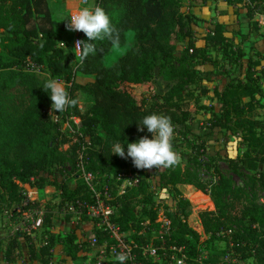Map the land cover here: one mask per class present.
<instances>
[{
    "label": "trees",
    "instance_id": "obj_1",
    "mask_svg": "<svg viewBox=\"0 0 264 264\" xmlns=\"http://www.w3.org/2000/svg\"><path fill=\"white\" fill-rule=\"evenodd\" d=\"M190 1L203 0H96L116 29L119 46L113 47L107 38L97 40L96 52L81 64L70 45L64 48L58 43L62 42L58 33L68 31L67 22L50 14L46 0H0V201L10 206L20 202L21 184L34 179L32 185L38 188L56 185L59 206L77 200L92 203V192L81 177L73 176V188L65 181L44 177L61 174L67 164L74 168L83 154L86 169L97 175V189L102 192L106 186L108 202L117 205L112 220L122 232L130 231L128 237L137 244L149 242L159 230L149 174L134 167L127 155L111 154V149L119 141L126 154L128 143L144 136L151 139L147 128L138 131L139 123L149 114L165 115L174 126L173 151L179 150L186 162L184 169L177 165L156 171L158 185L169 188L174 201L165 210L171 238L185 246L190 258L201 253L200 245L206 242L199 264H220L226 251H232L234 258L229 264L249 258L253 264H264V118L259 116V109L264 108V51L259 48L264 32L254 18L256 12L264 14V0H226L237 6L238 28L233 36L226 34L220 22L208 23L190 10L181 11ZM193 24L207 29L202 46L196 44ZM78 40L91 43L80 31ZM183 41L186 45L177 53ZM204 64L216 70L212 75L223 73L224 81L212 87L218 106L209 109L210 117L198 127L204 134H194L190 121L205 108L198 99L209 90L202 84L209 79L207 72L197 67ZM155 77H162L163 87L155 89ZM50 78L65 84L70 98L77 100L75 107L59 113L52 110L50 91L43 90ZM144 87L154 93L137 98L136 91ZM81 100L90 103L84 111L79 108ZM71 117L80 118L79 128ZM65 122L72 125L71 133L61 130ZM218 135L234 137L243 147L240 155L228 159L241 186L220 171L216 155L208 156L207 162L200 160L208 137L218 140ZM190 165L205 166L211 180L201 181ZM120 172H136L139 177L138 185L123 195H118L115 180ZM181 184L193 185L213 204L212 210L198 213L203 241L187 223L192 205L178 188ZM51 222L52 215L46 214L41 235L47 236V244L40 247L25 235L9 236L4 260L13 262L26 250L30 260L50 264V250L58 243L71 259L80 251H90L87 241L77 240L74 233L52 232ZM94 229L99 241L107 237ZM219 240L225 242L226 250L213 245ZM106 264L117 261L110 256Z\"/></svg>",
    "mask_w": 264,
    "mask_h": 264
},
{
    "label": "rangeland",
    "instance_id": "obj_2",
    "mask_svg": "<svg viewBox=\"0 0 264 264\" xmlns=\"http://www.w3.org/2000/svg\"><path fill=\"white\" fill-rule=\"evenodd\" d=\"M219 2L221 3L225 2V5H227L225 0H213L211 3H209L210 6L209 10L213 11L216 10L217 8L221 10L219 8ZM196 3L193 4L190 1V3L184 5L181 8V11L186 12L190 5L199 7V9L201 10L204 6L207 5V2L202 3V1ZM229 5H230L229 14L221 15L220 19L227 31L226 34L228 36H233V31H235L238 28V23L234 15V10L237 8V6H233L231 4ZM212 11L208 12L206 18H201V19H203L208 23L215 22L216 18L212 16ZM259 22L262 25L261 31L264 32V27H263L264 21H259ZM192 29L194 30L195 33L196 43L198 45H203V36L207 32V29L203 27L202 24H197V25L193 24ZM238 39L239 38L237 36L234 37V41L237 42ZM185 45L186 43L184 41L179 43L177 46V53H180L182 49L185 47ZM259 48L261 51H264V44H259ZM197 67L207 72L206 77L209 79H204L202 81V84L205 85L209 90L206 94L199 96L198 99L199 104L205 105V108L199 109L197 113H194L190 123L194 125V129L192 130V133L204 134L203 133L204 131L202 129H198V127L201 126L202 123H204V121L208 119V117H210L211 114L209 112V109H211L212 107L217 108L218 106L217 103L214 102V99L212 97V87L215 85H219V83L220 82L222 83L224 80H223V73L221 72L212 75V71L214 72L216 70H212V66L209 64L199 65ZM219 70L221 71L220 68ZM212 77L214 80H212ZM161 78L155 77V82H154L155 89L157 87L158 88L163 87V80H161ZM61 83L65 87V84L63 82ZM198 92H199V88L195 89L194 94L196 95L198 94ZM153 93L154 91L146 87L140 88L136 91L137 98L144 96L145 94L152 96ZM89 104L90 103L88 101L81 100L79 102V108L81 109V111H84L89 106ZM191 105H193L192 102ZM259 116L264 118V108L259 109ZM70 127H72V125H70L69 122H65L61 127V130L63 131L64 134L71 133L69 130ZM99 134L103 135L102 131L99 130ZM67 148L68 146H63L64 150H67ZM242 151H243V147L238 143L237 139L234 137L225 139L222 138L220 135H218V140H215L212 139V136H209L208 140L205 143L204 154L200 155V160L207 162L208 156L216 155L217 157L216 163L220 171L226 176L231 177L235 184L241 186L243 185L242 180L231 172V170L228 167V159L230 157H236L240 155ZM174 152H176L179 155V150ZM185 166H186V162L181 159L179 167L181 169H184ZM175 167H177V165ZM190 167L192 169L195 168L194 172L197 174L198 178L201 181H205L206 183H208L211 180L212 178L211 172L207 170L205 166L196 167L195 165H190ZM162 169L164 168H157V169L153 168V169H144V170L149 174L148 180L150 183V189L152 191L153 200H154L153 207L157 208L158 210L165 211L174 206V201L172 199V194L169 188H162L157 183L156 171ZM44 177H48L51 181H53V179L57 181H65L69 188H73L75 186V181L73 180V176L69 170L68 164L66 165L64 171L61 174L56 176L44 174ZM34 181H35L34 179H30L29 183L21 184V194H26V197L27 196L30 197V200L33 201V203L30 206V210L32 213H37L43 216H45L46 214H51L52 215L51 225L53 224L54 221L57 224H61V228L59 229V233H58L61 236H65L74 230H78L79 237L81 239H87L94 235L95 225L91 220L84 219L82 217L77 218L71 216H63L59 213V204L61 203V199H60V191L56 188V185H47L43 188H38L37 186L32 185ZM188 185L191 186V189H189ZM178 188L180 189L183 197L186 198L192 205V212L187 218V223L192 229H194L197 233H199V235L201 236V241H203L205 236L198 217V213L199 211L202 210H212L214 208L213 204L208 195H205L203 192L198 191L191 184H181L178 185ZM26 209H27L26 207L23 209L21 208L19 214L12 213L13 209L11 208V206L7 204V202L4 200L0 201V261L1 258L4 259L3 254L8 237L13 235L17 231H20V220L22 214L26 212ZM6 210H8V212H6ZM70 221H72V224H67ZM54 227L56 226L54 225ZM125 233L128 235L131 232L127 231ZM37 236H39L38 233ZM41 239L43 238L37 237V241H38L37 243H39ZM106 243H107L106 238L101 237L99 241L100 246L98 248L89 249L90 255L87 256V258L90 264L96 263L99 256L98 249L100 247H103V245ZM213 245L218 249L226 250V245L223 240L215 241ZM207 247L208 245L206 244V242H203L200 245V249L203 253H205ZM23 252L24 250L21 252L20 256H22ZM25 252L27 253L26 250ZM52 259L53 262L56 264H64L63 261H65L63 258L55 254H54V258ZM240 264H253V261L251 258H249L240 261Z\"/></svg>",
    "mask_w": 264,
    "mask_h": 264
},
{
    "label": "built area",
    "instance_id": "obj_3",
    "mask_svg": "<svg viewBox=\"0 0 264 264\" xmlns=\"http://www.w3.org/2000/svg\"><path fill=\"white\" fill-rule=\"evenodd\" d=\"M85 1V0H83ZM254 18L259 21H264V14L255 13ZM76 127H80V118L71 117ZM72 131V130H71ZM72 176L81 177L89 190L92 192V203H85L82 201L66 202L59 206V213L63 216H71L81 218L82 216L88 217L96 228L104 231L107 234V243L98 249L99 256L95 264H106L108 257L115 259L118 253H129V259L125 264H199L204 258V253H198L194 258H190L184 245L178 244L175 239L171 238V221L165 215V211L158 210V216L156 222L159 223V230L153 233L151 240L145 244H137L128 237L125 232L120 230L117 223L112 220V216L115 214L117 205L111 204L108 188L103 187V191L97 189L98 179L97 175L92 171L86 169V160L83 158V154H80L76 160L74 168L69 167ZM115 180L117 182L118 195H123L127 190L134 188L139 183V177L136 172H120L116 175ZM30 197H26L23 194V198L20 202L14 203L11 208L12 213L19 214L20 209L27 208L26 212L22 214L20 220V231L14 234L25 235L30 243L35 247H40L47 244V236L41 235L43 232L44 216L32 213L30 206L33 201ZM8 212V210H6ZM229 231H227L228 233ZM37 233L39 236H37ZM37 237L43 238L37 243ZM87 241L90 248H98L99 239L93 235L87 239H81ZM233 243H230L232 246ZM53 252V250H50ZM232 251H226V255L220 264H229L232 260ZM54 263L53 259L50 264ZM0 264H5L2 260ZM86 264H90L87 261ZM118 264V262H117Z\"/></svg>",
    "mask_w": 264,
    "mask_h": 264
},
{
    "label": "clouds",
    "instance_id": "obj_4",
    "mask_svg": "<svg viewBox=\"0 0 264 264\" xmlns=\"http://www.w3.org/2000/svg\"><path fill=\"white\" fill-rule=\"evenodd\" d=\"M67 20L65 28L68 31H80L85 34L91 43L78 40L75 43V52L79 56V61H83L91 54L96 52L97 40L107 38L113 47L119 46V36L116 29L111 25L110 18L105 10L99 5L86 6L71 13L70 17L63 18ZM43 39V37H41ZM65 48L63 42H58ZM41 43L40 47H43ZM43 90L50 91L51 108L59 113L67 110L68 107H75L77 100L70 98L64 85L55 78L46 80L43 84ZM138 131L147 128L152 133V138L141 137L138 141L127 144V153L124 146L117 141L111 149V154L121 158L125 155L131 158V161L137 169L170 168L179 165L181 157L173 151L171 140L173 138L174 126L170 117L158 114H149L142 118L139 123ZM129 259V253H118L115 260L118 264H125Z\"/></svg>",
    "mask_w": 264,
    "mask_h": 264
},
{
    "label": "crops",
    "instance_id": "obj_5",
    "mask_svg": "<svg viewBox=\"0 0 264 264\" xmlns=\"http://www.w3.org/2000/svg\"><path fill=\"white\" fill-rule=\"evenodd\" d=\"M212 1L213 0H206L207 5L204 6L202 8V10L199 9V7L190 5L188 7L187 11H189V10L192 11V13L199 18H206V16L208 15V12L212 11V10H209V8H210L209 3H211ZM46 2L48 5L50 14L58 20H63V18L70 17L71 13H73L74 11H77L80 8L95 5L96 0H85V1H83V0H46ZM206 2H205V0L202 1V3H206ZM192 3L195 4L196 2H192ZM226 4L227 5H225V2H222V3L219 2V8L221 10H219L217 8L216 10L212 11V16H214L216 18L217 22L222 23L221 19H220L221 15L229 14L230 5L227 2H226ZM65 22L68 23L67 20H65ZM58 35L60 37V40L64 44L70 45L73 48V50L75 51L74 47H75V43L77 41V31H61L58 33ZM199 46H202V45H199ZM55 223L56 222L54 221L52 226L49 227V229L51 228L52 232H55L58 234L59 229L61 228V224H57V223L55 224ZM67 224H72V221H70ZM54 225L56 227H54ZM72 233H74L76 235L77 240H81V238L79 237L78 230H74V231H72ZM54 254L63 258L65 260V261H63L64 264H86L88 261L87 256L90 255V251L89 252L80 251V252H78L76 259H71L68 255L65 254V252H63L62 244L58 243L55 245V247L53 249L52 258H54ZM1 260L5 264H41L38 261L30 260L28 257V254L25 252V250H24L22 256L18 257L13 262H7L3 258H1Z\"/></svg>",
    "mask_w": 264,
    "mask_h": 264
}]
</instances>
